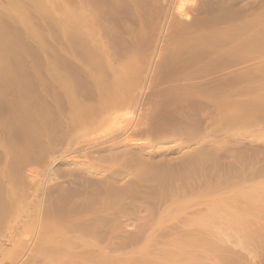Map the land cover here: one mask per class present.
<instances>
[{
    "label": "rangeland",
    "instance_id": "1",
    "mask_svg": "<svg viewBox=\"0 0 264 264\" xmlns=\"http://www.w3.org/2000/svg\"><path fill=\"white\" fill-rule=\"evenodd\" d=\"M0 10V264H264V0Z\"/></svg>",
    "mask_w": 264,
    "mask_h": 264
},
{
    "label": "bare ground",
    "instance_id": "2",
    "mask_svg": "<svg viewBox=\"0 0 264 264\" xmlns=\"http://www.w3.org/2000/svg\"><path fill=\"white\" fill-rule=\"evenodd\" d=\"M0 12H1V10H0ZM2 13H3V11H2ZM3 14H4V13H3ZM3 14H0V17L3 16ZM4 19H6V18H4ZM4 19H3V20H4ZM80 19H81V18H80ZM3 20H2V21H3ZM6 20H7V19H6ZM77 20H78V19H77ZM0 21H1V19H0ZM7 21H8V20H7ZM78 21H79V20H78ZM5 22H6V21H4V22H2V23L4 24ZM8 22H9V24H10V21H8ZM8 22H6L5 24L8 25V24H7ZM12 24H13V23H12ZM12 24H11V25H12ZM4 27H6V26L4 25ZM9 27H11V26H9V25L7 26L8 30H9ZM2 28H3V27H2ZM15 28H16V27H15ZM15 28H14V30H15ZM0 29H1V28H0ZM76 29H77V28H76ZM3 30H4V29H2V32H1V34H0V36H1L0 41H2V42H3V40H1V39H3V38H2V34L4 33ZM11 30H13V29L11 28ZM15 31H16V30H15ZM7 33H8V32H7ZM10 33H11V31H10ZM5 34H6V33H5ZM5 34H4V35H5ZM17 34H18V32H17ZM8 35H9V34H8ZM6 36H7V35H6ZM17 36H19V35H17ZM7 37H8V36H7ZM13 37H15V36L13 35ZM4 39H5V36H4ZM18 39H19V38H18ZM6 40H7V39H6ZM6 40L4 41V44H5V42H7V41H8L7 43H9V44H12V42L16 44V42H17V41H15V42H14V41H11V40H13V39H11V40L9 39V40H7V41H6ZM16 40H17V38H16ZM9 41H10V42H9ZM2 42H1V44H2ZM7 43L5 44V48L8 47V46H7ZM1 44H0V45H1ZM9 44H8V45H9ZM17 44H19V43L17 42ZM17 44H16V45H17ZM9 46H10V45H9ZM13 46H14V45H13ZM1 47H2V46H0V48H1ZM3 47H4V46H3ZM10 47H11V46H10ZM10 47H8V49H9ZM15 47H16V46H15ZM5 48H2V49H5ZM11 48H12V50H15L14 47H11ZM11 48H10L9 50H11ZM17 48H18V47H17ZM8 49L6 50V52L9 51ZM3 51H5V50H3ZM3 51L0 52V53L2 54L1 56H3V53H2ZM18 52H19V51H18ZM7 53H8V52H7ZM7 53H5V54H7ZM5 54H4V55H5ZM15 54H16V53H15ZM15 54H14V55H15ZM18 54H19V53H18ZM20 54H21V53H20ZM8 55H9V54H8ZM10 55H11V54H10ZM21 55H22V54H21ZM1 56H0V57H1ZM6 56H7V55H6ZM6 56H3V58L5 59ZM12 56H13V54H12ZM12 56H11V57H12ZM15 56H17V55H15ZM18 56H19V55H18ZM11 57L9 56L8 58L11 59ZM19 57H20V56H19ZM21 57L24 58V56H21ZM6 58H7V57H6ZM8 58H7V59H8ZM0 59H2V57H1ZM4 59L2 60L3 62H4ZM11 60L13 61V59H11ZM17 60H18V59H17ZM17 60H16V62H17ZM20 60H21V59H20ZM23 60H24V59H23ZM0 61H1V60H0ZM2 61H1V63H2ZM7 61H9V60H7ZM9 62H10V61H9ZM14 62H15V61H14ZM18 62H20V61H18ZM24 62H25V60H24ZM1 63H0V64H1ZM6 63H7V62H6ZM6 63H5V64H6ZM22 63H23V62H22ZM25 63H26V62H25ZM16 64H17V63H16ZM3 65H4V63H3ZM6 65H7V64H6ZM8 65H9V64H8ZM11 65H12V63H11ZM19 65H20V64H19ZM19 65H18V66H19ZM21 65H23V64H21ZM13 66H14V65H13ZM23 66H24V65H23ZM7 67H8V66H7ZM19 67H20V66H19ZM4 68H6V67H4ZM13 69H15V67H14ZM16 69H18V68H16ZM20 69H22V66H21ZM0 70H2V69H0ZM5 70H6V69H5ZM5 70H4V71H5ZM18 70H19V69H18ZM18 70H17V71H18ZM7 71H8V69H7ZM7 71H5V73H6ZM17 71H16V72H17ZM23 71H24V70H23ZM25 71H27V66H26V70H25ZM0 72H1V71H0ZM13 72H15V70H14ZM13 72H12V73H13ZM16 72H15V74H16ZM19 72H22V71H19ZM28 72H30V70H28ZM28 72H27V73H28ZM1 73H2V72H1ZM3 73H4V72H3ZM3 73H2V74H3ZM7 73H8V74H7ZM7 73H6V74L9 75L10 71L7 72ZM22 73L25 74V72H22ZM2 74H0V75H2ZM3 75H4V74H3ZM19 75L21 76L20 73H19ZM17 76H18V75H17ZM22 76H23V75H22ZM3 77L5 78V75H4ZM23 77H24V76H23ZM28 77H29V73H28ZM13 78H14V77H13ZM2 79H3V78H2ZM8 79H10V78H8ZM26 79H27V78H26ZM0 80H1V77H0ZM3 80H4V79H3ZM12 80H13V79H12ZM12 80H11V81H12ZM15 80H16V79H15ZM17 80H18V79H17ZM20 80H21V79H20ZM6 81H7V79H6ZM27 81H28V80H27ZM0 82H1V81H0ZM9 82H10V81H9ZM14 82H15V81H14ZM14 82H13L12 84H14ZM29 82H30V81H29ZM3 83H5V82H2L1 85H2ZM16 83H18V85H20L19 82L16 81ZM5 84H6V83H5ZM1 85H0V86H1ZM3 85H4V84H3ZM9 85H10V84H9ZM9 85H8V87H9ZM24 85H25V84H24ZM24 85H23V86H24ZM28 85H29V84H27V85H25V86H28ZM21 86H22V85H21ZM25 86H24V87H25ZM4 87H5V86H4ZM6 87H7V86H6ZM13 87H15V84H14ZM2 88H3V87H2ZM16 88H18V87L16 86ZM27 88H28V87H27ZM0 89H1V88H0ZM4 89H5V88H4ZM15 90H16V89H15ZM17 90H18V89H17ZM23 90L25 91V89H23ZM2 92H3V90H2ZM16 92H17V91H16ZM25 92H26V94H25L26 97L29 96V95H31L30 93H29V95H28V93H27L28 91H27V90H26ZM16 94H17V93H16ZM21 94L24 95V94H23V91L21 92ZM17 95H19V94H17ZM20 96H21V95H20ZM16 97H17V96H16ZM26 97H23V99H24V98L26 99ZM29 98H30V97H29ZM32 100H33V99H32ZM25 101H26V100H25ZM25 101H24V102H25ZM28 101H29V100H28V98H27V102H28ZM27 102H25L26 105H27ZM19 103H20V98H19ZM26 105H23V106L26 107ZM38 108H39V107H38ZM39 109H40V108H39ZM27 116H29V113H28V112H27ZM27 119H28V117H27ZM27 121H28V120H27ZM28 122H29V121H28ZM213 205L215 206L216 204H213ZM214 206H213V207H214ZM215 207H219V206H215ZM212 209H213V208H212ZM216 209H217V208H216ZM210 211H211V210H210ZM213 213H214V212H213ZM213 213H211L212 216H213ZM217 213H218V212H217ZM219 213H220V212H219ZM211 214H209L208 217H209ZM215 214H216V213H215ZM215 216H216V215H215ZM215 216H213V218H212L211 216H210V217H211L212 219H214ZM219 216H220V215H219ZM219 216H218V217H219ZM238 216H239V215H238ZM238 216H237V217L235 216V218H238ZM216 218H217V217H216ZM208 219H209V218H208ZM214 220H216V219H214ZM233 220H234V219H233ZM235 220H236V219H235ZM235 220H234V223H235ZM239 220H241V219H239ZM239 220H237V222H239ZM207 221H208V220H207ZM237 222H236V223H237ZM106 262H107V261H106ZM101 263H102V262H101ZM104 264H105V263H104Z\"/></svg>",
    "mask_w": 264,
    "mask_h": 264
}]
</instances>
